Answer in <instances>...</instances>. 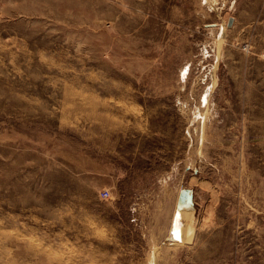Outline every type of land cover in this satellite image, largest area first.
I'll return each instance as SVG.
<instances>
[{"label": "rangeland", "instance_id": "obj_1", "mask_svg": "<svg viewBox=\"0 0 264 264\" xmlns=\"http://www.w3.org/2000/svg\"><path fill=\"white\" fill-rule=\"evenodd\" d=\"M0 264H264V0H0Z\"/></svg>", "mask_w": 264, "mask_h": 264}, {"label": "bare ground", "instance_id": "obj_2", "mask_svg": "<svg viewBox=\"0 0 264 264\" xmlns=\"http://www.w3.org/2000/svg\"><path fill=\"white\" fill-rule=\"evenodd\" d=\"M193 201V199H192ZM194 204V202H193ZM194 213V206L190 209H176L175 218L171 230V239L182 243L188 242L192 236L191 219ZM155 261L153 259L152 263Z\"/></svg>", "mask_w": 264, "mask_h": 264}, {"label": "water", "instance_id": "obj_3", "mask_svg": "<svg viewBox=\"0 0 264 264\" xmlns=\"http://www.w3.org/2000/svg\"><path fill=\"white\" fill-rule=\"evenodd\" d=\"M232 24V19L229 20L227 26L230 27ZM193 191L188 188H182L178 193V198L176 201V209H190L193 208Z\"/></svg>", "mask_w": 264, "mask_h": 264}, {"label": "built area", "instance_id": "obj_4", "mask_svg": "<svg viewBox=\"0 0 264 264\" xmlns=\"http://www.w3.org/2000/svg\"><path fill=\"white\" fill-rule=\"evenodd\" d=\"M103 198H108L109 193L107 191L102 192Z\"/></svg>", "mask_w": 264, "mask_h": 264}]
</instances>
